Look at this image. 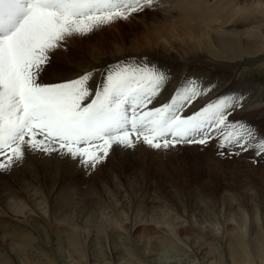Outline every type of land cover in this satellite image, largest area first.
I'll list each match as a JSON object with an SVG mask.
<instances>
[{
  "label": "bare ground",
  "instance_id": "6f19581e",
  "mask_svg": "<svg viewBox=\"0 0 264 264\" xmlns=\"http://www.w3.org/2000/svg\"><path fill=\"white\" fill-rule=\"evenodd\" d=\"M158 3L154 24L145 17L148 38L129 48H68L56 56L57 69L72 75L80 64L124 57L162 61L177 77L217 85L212 96L243 93L248 106L263 110L264 85L246 83L242 69L264 36L228 32L233 16L224 20L208 1ZM151 152L144 146L110 154L101 177L82 178L74 160L43 155L0 173V264H264V188L259 196L229 191L223 173L203 184L180 181L162 175Z\"/></svg>",
  "mask_w": 264,
  "mask_h": 264
},
{
  "label": "snow or ice",
  "instance_id": "6c2138e0",
  "mask_svg": "<svg viewBox=\"0 0 264 264\" xmlns=\"http://www.w3.org/2000/svg\"><path fill=\"white\" fill-rule=\"evenodd\" d=\"M154 0H0V173L30 156L71 159L89 172L110 154L146 146L167 155L217 146V155L254 150L264 135L237 118L243 93L177 77L162 61L129 57L66 75L56 56L152 8ZM52 75L55 79H48Z\"/></svg>",
  "mask_w": 264,
  "mask_h": 264
},
{
  "label": "rangeland",
  "instance_id": "374dc122",
  "mask_svg": "<svg viewBox=\"0 0 264 264\" xmlns=\"http://www.w3.org/2000/svg\"><path fill=\"white\" fill-rule=\"evenodd\" d=\"M161 1L164 0H154V6L152 8L146 7L143 12L134 14L133 17L128 21L116 22L114 25L105 27L89 38H77L70 41L68 44V48L71 49L73 47L78 50L89 48L95 50L101 47L113 48L117 43L126 48L132 47L138 40L148 38L146 35H149L150 32H148L147 30V21L145 20V17H147L150 21V17L152 18L153 15H161V3H158ZM180 1L181 0H176V2ZM201 1H208V4L214 6L216 15H221L220 13L223 12V15H221L220 17L226 21H229L226 17L233 16L234 20L232 21L234 24H229L226 27V30L228 32L237 33L255 30L260 32L264 36V0ZM258 5L260 7L256 8V6L258 7ZM178 18L180 19V17ZM236 20L238 22H235ZM150 24H154V22L150 21ZM151 28L154 29V27ZM263 48L261 50L251 52L249 56L243 59L245 65L242 69V73L248 75L246 83H252L251 80H256L258 83L264 85ZM262 92L264 95V89ZM250 108L251 105H249L245 110L247 114L250 113L249 115H247L248 117H245V121L253 128H255L259 134L264 135V108L263 110ZM256 112H259V114ZM212 143L214 144V146L211 145L210 147L206 148H201L200 146L195 145L186 146L184 147V151L179 153L174 152V154L172 152L167 155H161L159 152H151L148 153V158L151 163H154L157 170L162 175L167 174L169 176L172 172L171 176H175V179L177 180L184 181L188 179L189 181L191 180L194 183L203 184L207 182V178H209L212 173H223L224 176L228 177V179L231 180V184L227 185L226 187L229 191L238 190L239 192H253L252 194L248 193V195L255 196L256 194L257 196H259L261 193L258 192H261L264 188V157L257 156L254 150L244 152L240 155H226L224 157H221L217 155V146L215 142ZM211 147H213V149ZM169 164L172 166H170ZM76 166H78L77 170L79 171V175L82 178H92L95 176L101 177L110 171L108 166L106 165L98 166L96 171L94 170L95 172L92 171L93 173L89 172L80 164H77ZM170 167L174 168H172L173 171L170 170ZM175 169L179 172H177ZM84 186L85 190L87 191L89 187L88 184H85ZM212 187L214 189L215 186ZM248 219V221L250 222V218ZM260 259L264 260V256H261Z\"/></svg>",
  "mask_w": 264,
  "mask_h": 264
}]
</instances>
